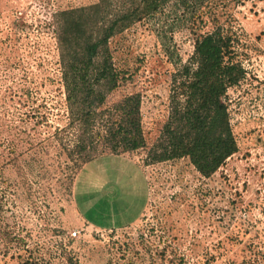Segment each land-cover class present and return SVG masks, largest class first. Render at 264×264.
<instances>
[{
  "label": "rangeland",
  "instance_id": "374dc122",
  "mask_svg": "<svg viewBox=\"0 0 264 264\" xmlns=\"http://www.w3.org/2000/svg\"><path fill=\"white\" fill-rule=\"evenodd\" d=\"M95 1L0 0V264H264V2L214 0L245 74L224 97L237 151L204 177L186 157L147 155L207 15L193 30L148 19L110 39L122 78L105 105L138 93L146 146L71 172L52 20Z\"/></svg>",
  "mask_w": 264,
  "mask_h": 264
},
{
  "label": "trees",
  "instance_id": "16d2710c",
  "mask_svg": "<svg viewBox=\"0 0 264 264\" xmlns=\"http://www.w3.org/2000/svg\"><path fill=\"white\" fill-rule=\"evenodd\" d=\"M205 15L213 25L196 36L192 54L173 74L168 116L147 156L151 162L186 157L208 177L237 151L224 97L245 74L233 59L231 36L217 23L215 1L96 0L53 14L67 108L66 125L56 127V136L72 173L104 150L120 154L146 146L139 94L105 105L122 78L110 39L148 19L165 22L166 31L185 25L193 30Z\"/></svg>",
  "mask_w": 264,
  "mask_h": 264
}]
</instances>
